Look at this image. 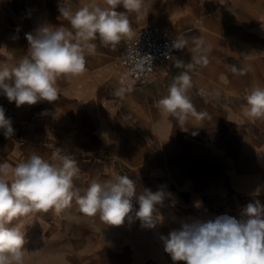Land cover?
I'll return each mask as SVG.
<instances>
[{"label": "crops", "instance_id": "obj_1", "mask_svg": "<svg viewBox=\"0 0 264 264\" xmlns=\"http://www.w3.org/2000/svg\"><path fill=\"white\" fill-rule=\"evenodd\" d=\"M89 2L76 0L79 6ZM59 3L0 0V64L11 66L27 54V33L42 25L67 26ZM130 22L135 33L156 24L189 38V45L159 62L146 85L119 69L123 40L115 49L97 42L82 75L58 79L54 102L17 107L0 93L14 129L10 137L0 129V163L15 165L33 153L50 162L70 156L81 188L128 176L137 194L164 193L155 206L159 219L154 226L138 219L135 198L120 226L86 216L75 201L59 214L33 213L13 222L25 233V264H184L172 261L162 236L223 215L244 219L249 203L264 206V119L244 113L249 91L264 86V0H145V10L131 13ZM193 36L211 49L208 64L190 70L189 91L197 111L208 116L189 117L181 127L156 102L174 77L189 71ZM120 87L131 91L116 96Z\"/></svg>", "mask_w": 264, "mask_h": 264}, {"label": "clouds", "instance_id": "obj_2", "mask_svg": "<svg viewBox=\"0 0 264 264\" xmlns=\"http://www.w3.org/2000/svg\"><path fill=\"white\" fill-rule=\"evenodd\" d=\"M121 6L125 11H117ZM144 10L145 0H103V4L90 0L83 6L76 0H60L58 11L67 26L42 25L34 33H27V54L11 66L0 64V93L17 107L58 100V79L82 75L86 71V56L95 55L97 42L115 49L121 41L132 39L135 31L130 14L139 15ZM191 44L192 60L186 64L189 71L174 77L168 94L156 102L159 111L175 118L181 127L189 117L203 121L208 116L197 111L189 91L190 70L207 65L211 49L201 37H191ZM188 45L189 38L185 36L173 41L175 49ZM126 91L131 89L120 87L115 95L122 96ZM244 113L250 119H264V86L257 85L249 91ZM0 129L6 137L14 133L3 107ZM56 159L58 162H50L33 153L15 165L0 163V264H25V233L14 221L36 212L54 210L59 214L71 207L73 201L81 213L88 217L98 215L108 225L120 226L125 222L133 211L134 198L139 204L135 213L138 219L149 226L159 219L154 213L155 206L162 202V191L153 193L145 189L137 194L135 181L124 175L77 187V162L70 156ZM244 217L238 220L223 215L207 222L185 224L161 237L164 250L173 262L184 264H264V206L259 201L249 203Z\"/></svg>", "mask_w": 264, "mask_h": 264}, {"label": "built area", "instance_id": "obj_3", "mask_svg": "<svg viewBox=\"0 0 264 264\" xmlns=\"http://www.w3.org/2000/svg\"><path fill=\"white\" fill-rule=\"evenodd\" d=\"M176 37L156 24H147L125 42L118 67L140 85L148 84L159 62L170 61L177 49ZM140 65V67H137Z\"/></svg>", "mask_w": 264, "mask_h": 264}]
</instances>
